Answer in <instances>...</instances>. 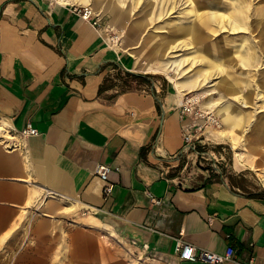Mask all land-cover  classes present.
<instances>
[{"label":"crops","instance_id":"crops-1","mask_svg":"<svg viewBox=\"0 0 264 264\" xmlns=\"http://www.w3.org/2000/svg\"><path fill=\"white\" fill-rule=\"evenodd\" d=\"M132 1L133 9L156 5ZM187 1L185 42L225 27L218 39H245L244 46H214L219 63L189 54L142 62L110 39L105 24L96 28L73 10L90 5L116 25L118 2L0 0V263L206 264L179 258L181 238L221 254L232 247L222 264H264V188L230 180L190 185L174 171L196 120L178 94L200 87L202 105L219 116L205 128L209 136L225 137L241 161L245 133L251 150L264 147V0ZM189 59L192 74L182 69ZM251 60L262 103L246 110L252 100L241 86L249 81L239 84L230 69ZM125 79L135 87L118 90ZM28 123L37 133L21 136ZM99 164L109 167L108 196Z\"/></svg>","mask_w":264,"mask_h":264},{"label":"rangeland","instance_id":"rangeland-1","mask_svg":"<svg viewBox=\"0 0 264 264\" xmlns=\"http://www.w3.org/2000/svg\"><path fill=\"white\" fill-rule=\"evenodd\" d=\"M113 1L119 4L115 8L118 10L120 9V22L116 25H111L109 22V15H104L103 12L97 10L101 16L102 26L105 24L109 32L108 35L111 37L117 36L113 38V41L119 44L122 49H126L127 47L131 50H136L142 62H144L145 59H154L158 61L175 60L181 57L185 58L189 54L191 55L190 58L216 59L219 63L221 60L219 58L217 59L213 54L214 46H223L226 44L230 49V46L235 44L234 50L236 51L239 49L241 43L246 41L241 38L230 40L218 39L222 33L228 34V32H226L227 29L223 27L222 32L219 28L218 34L214 31L205 32L204 30L201 36L185 42L183 32L184 29L190 25L192 20L191 14L188 12L191 6H188L189 2L187 0H168V4L165 6L161 4L162 1L157 0L159 1V3H157L155 0V6H146L144 8L138 6L135 9L131 7L132 0ZM79 5L81 4H77V6ZM221 9L223 13L227 14V10L230 8ZM251 42L253 43V41ZM257 45H261L260 41L257 42ZM234 58H236V56H234ZM190 60L191 59L185 61L182 66L184 72L188 71L187 74H192L196 69V66H191L192 60ZM222 62L224 63V61ZM250 62H252V64L246 66L236 65L234 63L233 66L236 67L232 70L230 69L233 76L238 79L237 81L239 84L242 85V80L245 79L249 81V86H241L244 92L248 91L251 96L250 101L252 100V102L248 104L250 106L245 107L246 110L254 109L255 107L259 109L262 103V88L256 87L255 84L260 71L256 69L253 60ZM113 79L114 78L110 79L107 85L110 84L109 86H112L114 84ZM132 86L135 87V84L132 85L129 79H125L123 81L121 80L117 89H128ZM193 92H195V90ZM198 92L204 93V90L200 87ZM191 94L195 95V93ZM200 96L204 95H199V97ZM203 100L204 98L200 99V101ZM195 106L201 111L204 124L200 123L202 126L200 128L198 126V120H195L196 125L193 131V142L195 147L194 149L184 151L179 157L178 164L174 167L175 174L185 177L190 185L230 180L248 189L264 188V180H262V177H264V147L259 145V149L251 150L250 145H252V143L250 134L248 132L245 133L243 141L245 145L238 149L239 155L245 162L241 161L238 159L239 157L235 154L229 141L225 137L216 138L208 135V132L211 131L205 130V127H212L216 124H211L209 122L210 113L202 112L200 108V106L204 107L202 103L200 106L198 103H195ZM199 117L201 118V116ZM218 117L219 116H217V118ZM32 239L33 238H31V241H33ZM47 249L48 255L51 252L49 248ZM39 251L40 248L38 245H34L33 242H31V255L36 256L39 254ZM13 254H15V249L12 251V255ZM37 257L38 256H36V258ZM0 264L11 263L2 262Z\"/></svg>","mask_w":264,"mask_h":264},{"label":"built area","instance_id":"built-area-1","mask_svg":"<svg viewBox=\"0 0 264 264\" xmlns=\"http://www.w3.org/2000/svg\"><path fill=\"white\" fill-rule=\"evenodd\" d=\"M73 10L83 19L89 21L94 27L96 28L102 27L101 17L97 15L90 6L74 5ZM195 103L196 102H193L190 100V96H189L180 105H181V109L183 112L197 119L199 116H201V111L197 109V107L195 106ZM195 125L196 123H194V127ZM198 126L200 127L201 125L198 124ZM36 133H37V129L29 123L20 130L21 136L33 135ZM193 136L194 135L191 134L190 132H186L184 134L183 139L186 142V145L184 147L185 150L194 149L195 145L193 142ZM10 138L11 137L7 136L6 139H10ZM2 142L7 149L17 147V144L14 142L11 143L5 140H3ZM108 171H109V167L106 164H99L96 167L97 176L100 178L101 181L104 182V185L102 188L103 196H108L111 193V190L113 187L112 184L107 183ZM150 197H151V200H153V197L151 195ZM174 249L178 253V256L181 260H189L193 262H201V263H206V264H222L226 260H231L233 256L232 247H227L225 252L221 254V253H217L214 251H210L205 248H195V246L182 240L181 238L176 239ZM253 263L254 262L251 259L249 264H253Z\"/></svg>","mask_w":264,"mask_h":264},{"label":"bare ground","instance_id":"bare-ground-1","mask_svg":"<svg viewBox=\"0 0 264 264\" xmlns=\"http://www.w3.org/2000/svg\"><path fill=\"white\" fill-rule=\"evenodd\" d=\"M98 2H99V0H98ZM101 2H103V1H101ZM95 3V2H94ZM100 3V2H99ZM96 4H97V0H96V3L94 4L95 6H96ZM248 4V3H247ZM246 4V5H247ZM200 5V4H199ZM88 6H90V5H88ZM205 6V5H204ZM91 7V6H90ZM97 7V6H96ZM132 7V6H131ZM214 7H216V6H214ZM245 7V6H244ZM92 8V7H91ZM98 8H100L99 7V5H98ZM199 8V7H198ZM248 8V7H247ZM191 9V8H190ZM201 9V8H200ZM245 9V8H244ZM92 10L97 14V15H99V13L96 11V10H94L93 8H92ZM194 10V9H193ZM198 12V11H197ZM239 12V11H238ZM239 15H240V13H239ZM100 16V15H99ZM193 16V15H192ZM237 16H238V14H237ZM101 17V16H100ZM239 17V16H238ZM237 17V18H238ZM241 17H243V15L241 16ZM238 21V20H237ZM234 22H236V21H234ZM239 22V21H238ZM192 28H193V26H192ZM197 29V28H196ZM251 30V29H250ZM228 31V30H227ZM193 35H194V33H193ZM117 36H114V37H110V39H113V38H116ZM190 38H191V36H190ZM188 39H189V37H188ZM250 51V50H249ZM241 53V52H240ZM248 53V52H247ZM237 57V56H236ZM240 57V56H239ZM244 58V57H243ZM250 59V58H249ZM157 61V60H156ZM202 61V60H201ZM209 62V61H208ZM171 63V62H170ZM157 64V63H156ZM203 64V63H202ZM243 65V64H242ZM161 67H162V65H161ZM161 67H159V68H161ZM178 67V66H177ZM168 68L169 67H162V69L163 70H165V73L167 74V73H169V74H171V72H174V71H171V70H168ZM208 73V72H207ZM210 73V72H209ZM215 73V72H214ZM177 72H175L174 73V75H173V78H176V76H177ZM218 76V75H217ZM182 77V76H181ZM219 77H220V75H219ZM214 78V76H213V74H210V76H209V78H208V81L209 80H212ZM175 81V80H174ZM222 84V83H221ZM219 88V87H218ZM197 91V92H196ZM199 91V88L198 89H196L195 90V95L194 94H188V93H179L178 94V103H182L186 98H188L189 96H190V100L191 101H193V102H196V103H198L199 104V106L201 105V101H200V99L201 98H203V96H200L199 97V95H204V93L203 92H198ZM219 92H220V90H218ZM222 92V91H221ZM215 99V98H214ZM245 100V99H244ZM234 101V100H233ZM238 103V102H237ZM200 108H201V110H202V112H206V113H210L211 115L209 116V122L211 123V124H213V123H215L216 122V119H218L217 118V116H215L214 115V113L211 111V110H207V109H205V106L204 107H202V106H200ZM208 108V107H207ZM210 108V107H209ZM197 120H198V122H199V124L200 123H202V124H204V119H203V117H202V115H201V118L200 117H198L197 118ZM239 123V122H238ZM244 126V125H243ZM202 126H200V128H201ZM206 127H209V126H206ZM205 127V128H206ZM236 127V126H235ZM242 128V127H241ZM0 129H1V127H0ZM228 130V129H227ZM234 134V133H233ZM229 136V135H228ZM234 136V135H233ZM235 138V137H234ZM233 138V139H234ZM235 141H236V139H235ZM237 142V141H236ZM232 143V142H231ZM238 146V145H237ZM239 154V153H238Z\"/></svg>","mask_w":264,"mask_h":264}]
</instances>
